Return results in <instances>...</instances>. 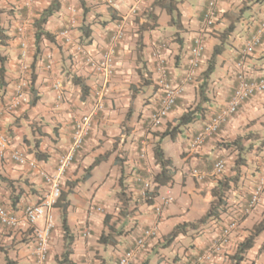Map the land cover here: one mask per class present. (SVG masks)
Segmentation results:
<instances>
[{"label":"crops","instance_id":"obj_1","mask_svg":"<svg viewBox=\"0 0 264 264\" xmlns=\"http://www.w3.org/2000/svg\"><path fill=\"white\" fill-rule=\"evenodd\" d=\"M50 1L38 0L26 8L25 15L20 18L16 8L21 4L19 0H0V25L11 36L0 49L6 56L7 82L0 85V110L10 100L20 75V38L17 28L23 26L29 46L28 62L35 71L38 100L26 114L22 111L27 106L17 111L2 110V120L5 129L12 133L15 145L30 152V149L34 150L35 141L40 139V150L48 154L46 160L39 161L40 166L54 173L60 154L71 147L75 120L90 111V103L95 91L101 88L103 77L93 72L83 55L71 46L62 47L57 42L43 39L40 50L36 52L33 23ZM84 1L83 6L79 0H62L61 10L50 18L46 29L58 33L75 16L77 22L73 34L77 38L82 35L83 23H91V43L84 47L94 57H99L110 43L118 24L123 25L126 34L117 48L116 71L106 87L104 108L97 111L84 146L62 177L63 193L68 192L66 198L70 201L67 222L73 252L69 257L75 264H117L118 258L134 244L142 230L157 224L158 236L133 264H142L143 261H148V264H191L219 234L221 219L241 210L259 179L264 176V146L258 145L264 139V94L246 103L235 117L223 125L218 136L210 137L197 149H191L190 146L192 137L209 121L212 113L230 99L245 45L257 20L264 16V0H225L219 8L220 19L212 27H207L203 22L207 0H183L179 4V28L172 23L171 16L165 10L153 7L156 0H115L111 6L101 0ZM70 8L76 9L75 15ZM151 10L159 15L158 26L142 31L140 25L148 21L147 14ZM231 23L234 29L223 42L224 49L216 58L215 70L205 77L204 72L215 47L222 43L221 34ZM198 36L205 39L206 50L197 76L187 83L175 109L159 127L149 131L147 119L158 106L162 94L158 80L164 75L172 84L183 79L190 48ZM50 52L54 57L52 71H48L45 66L46 54ZM244 67L254 76L264 75V38L261 45L246 57ZM73 75L82 77L88 85L87 91L74 83ZM56 78H61L67 85L63 101L56 99L52 88ZM144 79H149L150 83L144 84ZM203 82L208 85L209 100L204 103L206 110L197 120L183 127L182 137L179 134L171 140L173 150L176 149L179 155L178 161L168 154L166 143L169 137L163 140L166 154L173 159L177 172L174 182L161 186L154 203L150 204L141 198L140 186L134 176L140 172L154 179L158 171L153 152L155 130L163 131L169 123H175L189 106L196 105L200 100L199 88ZM238 135H249L245 145L248 144L251 149L246 152L247 165L243 168L241 180L228 193L226 210L197 228L187 226L168 244L166 238L177 225L197 221L210 209L214 199L212 189L221 179L212 174L214 164L220 157L230 164L238 153V150L226 148L221 143L231 141ZM143 141L147 143L146 163L139 156ZM98 159H101L100 162L89 170ZM193 168L201 169L205 176H194ZM225 173L231 174L228 170ZM0 174L14 180V183L9 184L7 180L0 179V199L19 214L27 205L38 202L48 192L47 183L35 170L12 162L7 157L0 156ZM120 182L126 187L128 199L125 213L121 212L122 202L118 195ZM169 197L172 200L164 206L163 215L159 218L154 206ZM13 201L16 203L13 204ZM260 202L254 213L263 218L264 192ZM94 206L102 207L103 211L96 210ZM49 211L55 222L51 264H67L62 262L66 239L60 202L50 207ZM106 215L111 217L108 224L105 222ZM241 221L232 231L229 244L215 255L214 260L200 264H231L230 255L252 229L245 222L243 226ZM43 223V218L38 221V225ZM114 223L116 229L121 231L116 236L119 242L116 245H104L99 238L108 231V225ZM262 237L263 242L258 245L256 242L242 264H264V234ZM34 243L31 230L11 229L0 224V264H8V260L16 264H33Z\"/></svg>","mask_w":264,"mask_h":264},{"label":"built area","instance_id":"obj_2","mask_svg":"<svg viewBox=\"0 0 264 264\" xmlns=\"http://www.w3.org/2000/svg\"><path fill=\"white\" fill-rule=\"evenodd\" d=\"M107 5L115 4V0H102ZM225 0H207L206 9L203 15V22L207 27H212L219 19V7ZM26 6H31L33 0H24ZM73 15L76 9L70 8ZM75 16L70 18L69 23L64 26L58 33L59 40L65 45L74 47L79 54H82L89 68L102 75L101 88L94 93V99L90 103V111L81 115L73 124L72 144L71 147L60 154L54 173L48 172L40 166V162L32 156V154L23 147L15 145L14 137L10 135L3 124V111H15L18 108L29 103V90L32 84V76L27 59L29 57V46L25 39V29L23 26L18 28L20 38L19 63L21 73L18 81L14 85L13 93L5 107L0 110V156L8 158L10 161L20 165H26L35 170L47 183L48 192L38 202L27 205L22 214L9 208L0 199V224L7 228H22L31 230L35 238L33 264H51L50 248L52 244V233L55 228L53 215L49 209L52 207L61 195L62 177L74 162L77 153L85 144L87 136L90 134L94 122V116L97 111L104 108L105 91L108 83L112 79L116 71V52L119 44L125 37V30L122 24L113 33L110 43L104 49L99 57L91 56L84 47L75 40L73 36V28L76 25ZM252 22H256L252 20ZM264 38V16L257 20L255 29L248 39L241 60L238 63L239 71L236 74V85L230 99L215 110L209 121L192 137L191 149L201 147L210 137L220 131V128L235 117L241 109L251 99L264 93V75L254 76L251 72L246 71L244 64L248 55L252 54L259 47ZM206 43L203 36L195 38L190 48L188 58V67L184 73L183 79L172 84L164 75L158 80V85L162 89L161 98L158 106L152 111L147 119V129L152 131L161 125L163 120L175 109L177 100L182 97L185 92L187 83L192 82L201 68L205 57ZM46 69L52 71L54 68V57L52 53L46 54ZM52 88L55 92L56 99L63 101L67 91V85L61 78L53 81ZM141 160L147 161V143L143 141L140 146ZM227 161L220 157L214 164L212 174L220 176L226 169ZM264 172V162L262 164ZM192 174L198 178L205 176L199 168H193ZM135 181L140 185V195L143 200L151 198L150 192L153 189V178L137 172ZM264 192V176L253 188L246 204L241 210L236 211L237 217H232L224 221L220 225L219 234L211 241L210 247L191 264H200L203 262H212L215 255L219 254L230 242V235L239 225L242 218L248 216L260 203ZM172 200L171 197L164 200L161 204L154 206L155 213L159 218L162 217L164 206ZM96 210L103 211L100 206H94ZM239 212V214H238ZM44 219L42 225H38L40 219ZM224 223V224H223ZM158 236V225L145 227L141 234L135 239L134 244L126 249L118 258L117 264H133L147 250L151 241Z\"/></svg>","mask_w":264,"mask_h":264},{"label":"trees","instance_id":"obj_3","mask_svg":"<svg viewBox=\"0 0 264 264\" xmlns=\"http://www.w3.org/2000/svg\"><path fill=\"white\" fill-rule=\"evenodd\" d=\"M19 1L21 4L20 6L18 5V7L16 8L20 18H23V16L25 15L24 10L26 8H29L30 6H26L24 0H19ZM37 1L38 0H33L31 6L34 5ZM79 1L81 5L83 6L85 5L84 0H79ZM182 1L183 0H156L153 3V7H158L160 9L165 10L171 16L172 23H174L179 28V26L181 25L180 23L181 12L179 9V4ZM257 1H261V0H257ZM61 8H62V0H51L50 3L39 12L38 17H36L33 23L35 29L36 52L40 50V45L43 39H47L53 43L57 42L62 47L65 45L57 37L58 33L54 34L46 29V25L49 22L50 18L55 13L59 12ZM147 18L148 21L140 25V29L142 31L152 30L158 26L159 15L154 10H151L147 14ZM233 29H234V24L231 23L222 32L221 34L222 43L215 47L213 55L209 60L208 68L204 72L205 77H209V75L214 72L216 66V58L224 49L223 42L230 35V32H232ZM81 31H82V35L78 37L79 43L81 45H89L91 43L90 38L92 36V31H93L91 23H83V25L81 26ZM10 38L11 36L6 32V29H4V27L0 25V46L5 45L7 43V40H9ZM5 63H6V56H4L0 51V85H5L7 83L5 79V72H6ZM30 65L33 72L32 85L30 90L29 103L27 105V108L22 111L23 114H26L27 111L31 108V106L32 107L35 106L38 100V96L36 94V89H35V81H36L35 71L33 65L31 63ZM141 71L142 70L140 68L139 72L141 73ZM72 80L74 81V83L79 84L84 91L88 90V85L84 82L82 77L73 75ZM144 82H145L144 84H149L150 80L144 79ZM207 92H208L207 82H203L199 88V94H200L199 102L196 103V105L189 106L178 117L175 123H169L163 131L155 130L154 132L155 141L153 143V152H154L155 164L158 171L156 172L153 179L154 186L152 191L150 192L151 198L147 199L146 202L153 204L156 196L159 193V188L163 185H170L175 180L177 168L174 165L173 159L166 154V151L163 147V140L166 137L175 139L183 131V127L197 120L198 117L205 112L206 106L204 105V103L209 100ZM221 130L222 128H220V131L218 133H215L213 136H218L219 133H221ZM8 133L10 135L12 134L10 130ZM247 139H249V135H238L235 139L231 141H225L223 143L226 148H233L235 150H238L236 157L230 163L232 165L229 164V167H228V163L226 165V169L230 171L231 174L227 175L225 173L227 170L225 169L224 173L226 175L221 177V179L218 182V185L212 189V195L214 196V199L211 201L210 209L197 221L177 225L175 229L166 238V242L168 244L171 243L178 234L184 232L187 226L197 228L200 224L207 222L211 218L218 217L220 214H222V211L226 210L228 193L231 191L233 186L239 183L242 177L243 168L247 165L246 152H248V150L251 149V146L245 145V140ZM261 146H264V139L261 142ZM31 152L38 161L46 160L48 158V154L40 150V139H37L35 141L34 150L31 151L30 149V153ZM100 160L101 159L96 160L89 167V170H91L95 166V164H98ZM0 179L7 180L9 184L14 183L13 179L6 178L1 174H0ZM71 186L72 185H70V187ZM120 186H121V190L119 191L118 195L120 202H122L121 212L125 213L124 211L125 205L128 203L127 202L128 199L126 198V191H125L126 187L125 185H123L122 182H120ZM66 194H68V192ZM66 194L63 193V189H62L61 195L58 198L57 202L55 203L57 204L60 202V206L62 207V213H63V228L65 231L64 237L66 239V246L62 254V262H65L67 264H75L69 257L70 254L73 252V247H72L73 241H72V236L70 235V228L67 222V215H68V208L70 201L66 198ZM15 203L16 201H13V204ZM128 213L130 214V211ZM128 213L126 212V214ZM237 216L238 215L236 214L229 215L230 218ZM109 219H111V217L109 215H106L105 218L106 224H108ZM223 221H225V218L221 219V223ZM263 232H264V217L252 227L250 234L244 240L238 243L236 251L230 255L231 264H242V262L246 260L247 253L255 246L257 237ZM120 234L121 231H118L116 229L114 223L108 225V231L103 232L99 240L104 245H116L119 242L116 236ZM262 246L264 248V243ZM50 252H51V248H50ZM8 264H16V263L12 260H8ZM142 264H148V261H143Z\"/></svg>","mask_w":264,"mask_h":264},{"label":"rangeland","instance_id":"obj_4","mask_svg":"<svg viewBox=\"0 0 264 264\" xmlns=\"http://www.w3.org/2000/svg\"><path fill=\"white\" fill-rule=\"evenodd\" d=\"M0 49H3L1 46H0ZM264 94V93H263ZM23 108V107H22ZM25 108V107H24ZM242 110V109H241ZM179 136H181L182 137V135H181V133H180V135ZM170 140V141H169ZM169 140H168V142L166 143V148H167V151H168V154H170V155H172L175 159H176V161H178L179 160V155H178V153L176 152V149H175V151L173 150V145H172V142H171V140H172V138H169ZM225 142V141H224ZM224 142H222L221 144H223ZM261 142L262 141H260V143H258V145H259V147L261 146ZM248 145V144H247ZM227 157H229V155L227 156ZM230 165H232V164H230ZM228 167H229V163H228ZM227 170V169H226ZM224 175H226V174H223V175H220V177H223ZM261 203V202H260ZM260 203L256 206V208L260 205ZM236 210H233L232 212H235ZM235 214V213H234ZM225 217V221H224V223H226L227 222V220L230 218L229 217V215H225L224 216ZM262 218L259 216V214H257V215H255V213H254V210L248 215V216H246V217H244V218H242L241 220V223L243 224V226L246 224V225H249L250 227H253L255 224H257V222H259L260 220H261ZM258 220V221H257ZM244 222H245V224H244ZM223 223V224H224ZM252 229H250V231H251ZM250 234V232L248 233V235ZM262 234H264V233H261L258 237H257V239H256V242H257V245L258 244H261L262 242H263V237H262Z\"/></svg>","mask_w":264,"mask_h":264},{"label":"clouds","instance_id":"obj_5","mask_svg":"<svg viewBox=\"0 0 264 264\" xmlns=\"http://www.w3.org/2000/svg\"><path fill=\"white\" fill-rule=\"evenodd\" d=\"M101 1H102V0H101ZM103 2H104V1H103ZM224 2H225V1H224ZM104 3H105V2H104ZM105 4H106V3H105ZM222 4H223V3H222ZM222 4H221V5H222ZM206 5H207V4H206ZM221 5H220V6H221ZM219 8H220V7H219ZM204 12H205V11H204ZM203 15H204V14H203ZM219 19H220V17H219ZM219 19H218V21H219ZM218 21H217V22H218ZM217 22H216V23H217ZM216 23H215V24H216ZM118 25H120V24H118ZM117 28H118V27H117ZM74 29H75V27L73 28V30H74ZM124 30H125V29H124ZM115 31H116V30H115ZM115 31H114V32H115ZM58 33H59V32H58ZM72 33H73V31H72ZM125 34H126V32H125ZM73 36H74V34H73ZM74 38H75L76 41L79 42L78 37L76 38V37L74 36ZM124 38H125V37H124ZM123 40H124V39H123ZM123 40H122V41H123ZM120 44H121V43H120ZM120 44H119V45H120ZM82 46L84 47L85 45H82ZM71 47H72V46H71ZM73 48H74V47H73ZM84 49H85V47H84ZM75 50H76V49H75ZM85 50H86V49H85ZM86 51H87V50H86ZM103 51H104V50H103ZM103 51H102V52H103ZM87 52H88V51H87ZM77 53H78V51H77ZM81 55H82V54H81ZM116 55H117V52H116ZM29 58H30V55H29L28 59H29ZM28 59H27L26 62H27V64H28L29 67H30V70H31V76H32V75H33V72H32V68H31L30 63L28 62ZM204 59H205V57H204ZM18 60H19V59H18ZM84 61H85V58H84ZM46 62H47V60H46ZM85 62H86V61H85ZM86 64H87V63H86ZM19 65H20V63H19ZM45 65H46V64H45ZM88 67H89V66H88ZM20 73H21V68H20ZM19 76H20V75H19ZM19 76L17 77V81H18ZM196 76H197V75H196ZM196 76H195V77H196ZM17 81H16V82H17ZM63 81H64V80H63ZM16 82H15V83H16ZM64 82H65V81H64ZM31 85H32V84H31ZM30 90H31V87H30ZM30 90H29V98H30ZM27 105H28V104H26V105H24V106H22V107H25V106H27ZM22 107H20V108H18V109H21ZM15 111H16V110H15ZM61 192H62V191H61ZM39 201H40V200H39ZM56 202H57V201H56ZM51 245H52V244H51Z\"/></svg>","mask_w":264,"mask_h":264}]
</instances>
